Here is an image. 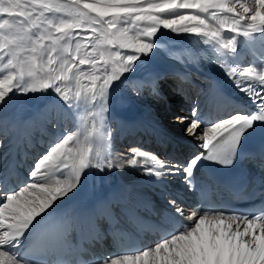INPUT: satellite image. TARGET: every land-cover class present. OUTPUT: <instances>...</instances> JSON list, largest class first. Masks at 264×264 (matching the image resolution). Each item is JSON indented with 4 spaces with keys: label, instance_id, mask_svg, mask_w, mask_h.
<instances>
[{
    "label": "snow or ice",
    "instance_id": "6c2138e0",
    "mask_svg": "<svg viewBox=\"0 0 264 264\" xmlns=\"http://www.w3.org/2000/svg\"><path fill=\"white\" fill-rule=\"evenodd\" d=\"M208 18L219 21V27H210ZM229 20L230 36L223 41L220 32ZM163 31L195 34L217 52L232 54L234 61L242 42L238 37L264 41V0L250 5L243 0H0V111L18 95L51 90L70 110L90 102L107 113L116 83L162 47ZM219 66L247 102L211 121L198 102L190 117H177L181 124L189 120L186 134L202 141V151L182 160L132 148L145 164L150 156L146 176L162 181L182 175L194 188L205 162L232 165L243 138L264 129V65ZM73 76L77 85L81 77L86 83L70 96L71 89L61 84ZM149 84L158 94L155 82ZM96 143L94 136L82 142L78 131H69L35 158L27 182L0 186V264H74L70 257L79 249L69 235L81 221L59 209L89 171L114 167ZM127 163L137 166L138 160L133 156ZM168 204L172 218L186 223L151 246L100 257L95 264H264V209L244 214L197 208L185 215L177 198Z\"/></svg>",
    "mask_w": 264,
    "mask_h": 264
},
{
    "label": "bare ground",
    "instance_id": "6f19581e",
    "mask_svg": "<svg viewBox=\"0 0 264 264\" xmlns=\"http://www.w3.org/2000/svg\"><path fill=\"white\" fill-rule=\"evenodd\" d=\"M248 1L251 4L252 0ZM207 20H209V23H212L213 26L217 28L219 27V21L210 18ZM230 26L231 21L229 20L225 28L221 29L220 35L223 41H226L230 36V33L227 31V28ZM172 34L173 33L171 32L163 31L158 40V43L161 44L162 47L157 48L155 54L151 57L142 58L138 61L135 70L125 74L121 81L116 83L111 92V96L109 97V111L107 113L101 114L99 106L93 108L90 102L80 103L78 108L70 110L63 105V101H60L57 95L52 96L49 94V91L46 95L37 93L16 96L12 102V107L7 112H2L3 110L0 111V139H3L5 145L3 148H0V186L8 189L13 186L18 187L24 182H27L29 179L28 169L33 165L31 162L34 157L37 155L41 156L43 150H46L44 147H49L51 143L55 142V140L63 134H66L69 131H78L82 142L85 137L91 138L94 136L97 141L96 148L102 151L105 156L110 157L114 167L111 170H105L104 172H100L96 169L89 171L82 186L74 195H71L63 201L59 211L70 217L74 215L82 224L83 221L88 222L86 219L92 215L94 210L115 205L118 207L115 210L117 216L123 221L128 220V222H126V227L135 230V223L133 225V221H131L132 216L127 212L140 210L142 207L138 201L141 200L142 197L148 198L149 194H153L154 192H163L164 194L172 192L173 189L169 187L167 182L171 185H175L183 179H181L182 177L180 176L168 177L158 182L160 186L163 185L162 187L166 191L161 188H156L150 182V179L151 181H155L156 178L144 174V169L152 167L150 156L146 158L148 163L145 164L138 153H133L131 151L132 148H139L140 151L157 155L161 159L174 158L163 155V151L167 149H159L158 153H154L149 151L150 146L147 142H138L134 138L126 140L122 147H120L117 143L112 141V138L108 134L106 126L111 117L124 114L133 107H139L143 110L140 111V114L144 115L145 112H147L149 116H154L156 120L160 121L163 127L168 129L172 134L186 138L188 143L194 144L198 149H193L188 152V155H191L202 151V149L198 147L199 143L202 141H197L194 137H191L189 140L188 137L190 136L186 134L184 126L185 123L190 121L185 120V122L181 124L177 120V117H190L193 104L198 102L205 120L211 121L222 116L233 105H240L247 102L243 94L235 89L232 90V93L226 92L225 94L218 96L219 109L209 110L204 102L208 97L207 94L202 97H199L198 95L196 100L191 102V100L185 99L184 94L178 95V93L174 91L176 86H173V78L170 83H168V81L165 82L168 83L167 88L169 91H167V93L173 94V97L168 100V104L158 101L155 97L152 99L151 96H146L144 98L147 100H142L141 98H138L135 90L133 96L137 97V99L135 98L136 100L134 102L126 92L122 91L123 84L126 82L129 84L134 76L146 75L151 70L160 71L166 78V76L168 77L170 74H168L163 68L168 67L170 64H175L174 60L177 59V56L182 55V46L179 48L175 43L170 45L169 40L162 41V39H166L168 38V35ZM188 36L195 38V41L202 40V38L197 37L195 34L177 35L173 37L185 39ZM238 39L242 42L238 44V54L236 56L245 66L254 64L251 57L245 55V51L250 47L248 42L243 41V37H238ZM262 43L263 42L258 40V46L260 48L264 47ZM196 58L201 65H205V62L202 59H199V57ZM85 83L86 81L81 77L80 85H77L75 80L72 79L61 84V87L71 89L69 95L72 96L77 88L83 90V85ZM163 87L164 86H162V88ZM234 93L235 96H233ZM153 109L155 110L153 111ZM224 109L225 112L221 114L217 113L219 110ZM149 119L150 118H148V120ZM54 120L56 122L55 126L58 128L57 133H54L55 136L53 135V132L55 131L53 125H49V123ZM70 120L73 123L70 122ZM46 125H48V127ZM201 127L203 128L204 125H201ZM49 128L54 131H48ZM12 130L14 131L12 132ZM32 132L37 134V139L34 140V142H32ZM113 140L116 141L115 139ZM191 141L194 142L192 143ZM22 143H24V147ZM41 144L42 147L40 146ZM187 149L188 147L186 144H181L179 151L184 154ZM19 151L20 154L18 155ZM5 153H7L6 156L4 155ZM133 156L138 160L137 166H130L127 163L133 158ZM24 175H26L27 178H25ZM142 179H147V182L142 183ZM138 180L140 181L138 182ZM121 188H125V190L126 188L130 189L132 192L135 191L137 195L134 197L126 196V198L120 200L121 202L119 205H116V201H119V199L114 197L117 196L114 191L122 195L121 190L123 189ZM78 203H80V208L83 212L80 215L77 214L76 205ZM91 226L92 223L89 227ZM233 227H235V225ZM163 237L164 236L161 235L152 237V235L146 234L145 240H147V242L142 244L140 249L153 245ZM104 241L106 242L107 239H104ZM94 243H96V241ZM115 251L116 247L110 244L108 245L106 255L111 256L115 254Z\"/></svg>",
    "mask_w": 264,
    "mask_h": 264
},
{
    "label": "rangeland",
    "instance_id": "374dc122",
    "mask_svg": "<svg viewBox=\"0 0 264 264\" xmlns=\"http://www.w3.org/2000/svg\"><path fill=\"white\" fill-rule=\"evenodd\" d=\"M243 2L246 4V5H250V2L248 1V0H243ZM74 72H75V70H74ZM73 80H75V77L73 76V78H72ZM72 79H70V80H72ZM128 82H126L125 84H123V86H122V91H124V92H126L127 94H128V96L131 98V99H133L134 100V102H135V100L137 99V97H135V96H133V92H135L133 89H132V87L130 86L131 85V83H129V84H127ZM127 84V85H126ZM49 94H51L52 96H56V94L54 93V92H52L51 90H49ZM165 100H166V102H165V104H168L169 102H168V100H170L172 97H173V94H168V93H166L165 92ZM138 96V98H141L142 100H147L146 98H143V97H140V95H137ZM136 98V99H135ZM152 105V104H151ZM12 107V103L10 104V105H8L2 112H7L10 108ZM155 109H153V111H154ZM176 116V115H175ZM178 116H180V115H178ZM177 117V116H176ZM30 119V118H29ZM172 121V120H171ZM55 120L53 121V122H51V123H49V125L51 124V126L53 125V127H54V130H51L50 128L48 129V131H54L53 132V135H54V133H57V127L55 126ZM189 123V122H188ZM188 123H185V126H184V129H186V126H187V124ZM47 127H48V125H46ZM45 126V127H46ZM14 130H12V132H13ZM31 136L33 137V139H32V142H34V140H36L37 139V134L36 133H34V132H32L31 133ZM55 136V135H54ZM192 136H190V137H188V139L190 140V138H191ZM29 140V139H28ZM30 141V140H29ZM192 143L194 142V141H191ZM22 145H23V147H24V143H22ZM194 145V144H193ZM41 147H42V144L40 145ZM44 146V145H43ZM46 146V145H45ZM46 150L48 149V147H44ZM23 149V148H22ZM46 150L44 151L43 150V152H42V154H44L45 152H46ZM20 154V151L18 152V155ZM37 157H39V155H37V156H35L34 157V159L32 160V162H31V164H33L34 163V160H35V158H37ZM30 167H32V165L30 166ZM29 170V169H28ZM24 177L25 178H27V176L26 175H24ZM0 202H2V201H0Z\"/></svg>",
    "mask_w": 264,
    "mask_h": 264
}]
</instances>
